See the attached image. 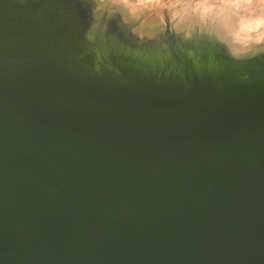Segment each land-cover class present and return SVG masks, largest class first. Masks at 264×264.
<instances>
[{
    "label": "water",
    "instance_id": "1",
    "mask_svg": "<svg viewBox=\"0 0 264 264\" xmlns=\"http://www.w3.org/2000/svg\"><path fill=\"white\" fill-rule=\"evenodd\" d=\"M201 2L0 0V264H264V29Z\"/></svg>",
    "mask_w": 264,
    "mask_h": 264
},
{
    "label": "rangeland",
    "instance_id": "2",
    "mask_svg": "<svg viewBox=\"0 0 264 264\" xmlns=\"http://www.w3.org/2000/svg\"><path fill=\"white\" fill-rule=\"evenodd\" d=\"M146 3H150L159 8L167 5V9L170 13H175L180 10L181 7H185V11L192 12L194 7L198 2H204L209 8L214 10V13H208L206 16L211 18L215 17L221 21L223 25H225L229 31H233L231 25L225 23L220 17H218L215 13L216 10L220 6H226L227 8L232 9V12L237 16H246L250 18H254L256 16H264V0H240V2L235 5L233 1L235 0H145ZM227 2V3H226ZM225 4V5H224ZM260 32H263L261 30ZM259 32L253 33L254 36L258 35Z\"/></svg>",
    "mask_w": 264,
    "mask_h": 264
},
{
    "label": "clouds",
    "instance_id": "3",
    "mask_svg": "<svg viewBox=\"0 0 264 264\" xmlns=\"http://www.w3.org/2000/svg\"><path fill=\"white\" fill-rule=\"evenodd\" d=\"M207 11L206 9L204 10ZM264 29V16H256L254 18L240 17L239 26L235 31L230 32L233 41L235 43H240L243 40H247L252 33L260 32ZM261 43V41H257Z\"/></svg>",
    "mask_w": 264,
    "mask_h": 264
},
{
    "label": "bare ground",
    "instance_id": "4",
    "mask_svg": "<svg viewBox=\"0 0 264 264\" xmlns=\"http://www.w3.org/2000/svg\"><path fill=\"white\" fill-rule=\"evenodd\" d=\"M248 1V0H247ZM234 3H236L235 5H237L240 0H235L233 1ZM227 3V2H226ZM225 5V4H224ZM238 6V5H237ZM207 10L206 12L204 10ZM187 11V10H186ZM200 12L201 14L203 15H206L208 13H214V10L211 9V7L209 8L204 2H201V7H200ZM216 15L218 17H220L225 23L231 25V27L233 28V31L237 30L238 29V26H239V18L242 17H237V18H234L233 17V12H232V9L230 8H227L226 6H220L218 8V10L215 11ZM243 17H246V16H243ZM250 18V17H248ZM263 30V29H261ZM259 34H261V32H259ZM258 34V35H259ZM253 35V33L251 34Z\"/></svg>",
    "mask_w": 264,
    "mask_h": 264
}]
</instances>
